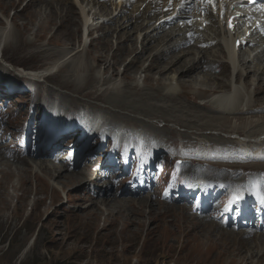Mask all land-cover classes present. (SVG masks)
I'll list each match as a JSON object with an SVG mask.
<instances>
[{
  "label": "rangeland",
  "instance_id": "1",
  "mask_svg": "<svg viewBox=\"0 0 264 264\" xmlns=\"http://www.w3.org/2000/svg\"><path fill=\"white\" fill-rule=\"evenodd\" d=\"M65 1L67 2L65 3ZM93 1L94 0H83L81 3L83 9H86V12H88V10H93V8L95 10H106L101 6V4L96 5L95 2L93 3ZM42 2V0H0V42L3 40L1 42L3 45L4 43H7L5 36L8 35L7 44H9V46L4 47V51L0 53V72L4 73L6 71V78L7 80H10V82H8L9 84H5V87L8 89L9 93L5 91L3 92L2 96H0V98H2L0 102L6 101L3 105L2 103L0 104V111L1 113L6 112L5 115L7 116L10 115L9 120L11 123V128L8 125H6V128L8 134L13 138V144L9 145H5L0 139V160L7 159L6 161L10 162L11 164L14 162L13 164H16L17 166L20 165L19 168H30L29 165H34V162L38 164L42 161L46 163L54 162V165H57L59 157L69 150L67 145H64L66 148L64 151L63 149H59V152L55 154L59 155H53L54 158L51 157V161L50 159L41 158L44 156V154H47L51 148L56 146V138H65L64 142H69L70 149L75 148L76 150L83 151L89 146L91 149L94 145L95 148H92L91 151L88 152V155L92 151H94L95 155H97L98 147L96 142H94L97 137H93V145L88 142V137L85 138L86 140L84 139V123L88 118L87 116L90 117L91 114H94L95 116H105L107 123L110 118H114V124H127L125 126L128 128H134L135 124L142 123L145 125L144 128L147 125L153 126L156 130L158 129L160 130L159 132L162 133L161 136H158L155 131L154 133L156 135L153 132H146L145 129L138 130L141 131L140 133H135V136L137 137L136 140L145 142V140L150 139L154 143V145H151V147L148 149L149 153L144 156L141 163V168L138 171L139 178H145L147 180V185L153 189V193L156 195V197L150 195V190H148V199L150 201L155 200L158 205L162 204L163 201L175 204V207H177L176 205H180L179 200H181V194H177L179 191L176 190H183L187 184H189L191 181H195V179L198 177L195 176L197 172H207L205 169H201V166L197 165L196 163L187 165L185 168H183L184 160L182 158V154L187 151V144H185L186 140L183 139V136H191L192 138H196L200 141H208V139H205L206 137L203 135L208 136L210 134L211 136L209 137H212L213 140L218 139L240 142L239 139L234 134L230 135L228 132L220 133L219 131L210 132L208 130L200 132L201 135L199 137L198 133L194 134L196 131L195 128L189 127L186 123L178 124L177 122L169 120L171 114H173V116L177 114L179 116H183L185 114L183 118H186V115L189 114V109L187 108L179 107L181 112L177 107L172 113L171 111L159 112L157 110H148L153 111V113H148L145 111L134 114L132 109L122 110L120 107L109 105L107 103L105 104L102 99H96L93 97L90 92L104 91L107 88L105 86L98 87L97 84L85 85L86 78L83 77H85L86 73L87 75L97 76L100 79H107L106 82H120L122 83V86L127 89H129V86L132 89L133 87L139 89H143L144 87L148 88L151 85L150 83L159 82L160 85H158L161 86L159 87L160 95L161 97L165 96L166 91L165 93L163 92V87L167 86L169 83L167 82L168 80H166V75L167 73L172 74L174 72L171 71L173 67L171 69L169 68L175 65L179 60L175 61V63L172 62L173 64L168 66L169 68L166 66L169 60L168 57H164V59L159 58L160 65H155L156 67L153 65V63H151L152 61H150L152 68H157L158 70L153 69L150 71L151 73H149V71L148 73H141L140 69L144 68L148 62L144 63L146 61L145 59H139L140 61L138 60V63H140H135L133 68L130 67L132 71H127L129 75L134 77V79L129 77L123 80L121 76H126L125 74H128L125 73V65L131 62L136 52H139L138 49H140V44L135 43V38L133 35L135 30L133 26L132 28L128 27L126 29L124 26H122L117 29L119 23L121 24L127 19L126 17H128L127 14L129 12L123 16L124 18H119L120 20L118 19L115 23L117 25L115 26L114 24L108 31L106 29H109V26L104 27V25H102L105 29L103 28L100 31L94 33V35L91 37V41L93 39L94 41L90 44L91 41L83 37V32L81 30L83 24V18L81 15L82 10L79 6L76 4L74 5V3L70 2L69 0H53L55 6L53 5V7L50 8L48 5ZM108 2V5L111 6L116 4L115 0H108ZM67 3L71 4L75 12L68 14L70 22L66 20L67 9H65V5ZM63 4L64 6H62ZM134 7H136V5H132L129 7V9ZM51 11H53V13L56 14L55 16L58 17H55L52 20L51 16L53 13ZM89 16H91V14ZM48 18H51V20ZM44 19L46 21H44ZM72 21L74 22V25L71 23ZM44 22H46L48 27L46 25V28H41L40 26ZM84 23H86V20H84ZM116 29L117 34L114 33ZM121 30L122 33L120 32ZM3 31L5 32L4 35L2 33ZM65 35H69V40L73 41L75 46L68 49V54L64 56L65 58L62 57L64 59L63 60L60 58V56H58V53H60V51H64L63 49L66 47L68 48V46L64 44V41L68 39L67 36L65 37ZM123 36L131 39L129 45H125L123 43ZM105 38H109L110 40L108 47H105L102 43V39L104 40ZM118 42L126 46L127 49L123 47L118 49ZM131 42L137 45V51L135 50L136 45L134 46V50L132 49L130 51V47L132 46ZM171 43L172 42L167 43L166 48L173 46V43L172 45ZM89 47L90 53H92L86 57V52ZM148 47L149 46H147L145 50V54L141 55L142 57L147 58L145 56L146 53H151V48ZM102 50L106 51V56L109 58V60H111L113 57L114 60H121H119V65L115 66V69L113 67H108L107 70V66L105 67V65L99 64L92 60L93 56H102ZM75 51H79L80 53L75 56ZM183 51L184 50H173L170 56H173L175 53L186 54L187 51ZM80 54L81 61H83L82 63L89 67L92 65L93 68L90 67L91 69H87V71H90L86 73L82 71V74H79L77 77L72 76L73 74L78 75L77 73L72 74V71L77 68L78 62H76V60H78ZM191 55L194 58H199L195 53L191 52L189 55L184 56L185 58L182 57L183 59H180L182 61L189 60L192 58ZM59 60H62L60 65L64 66L65 70L58 75H55V72L57 71H54V77L45 78L46 80L39 78L41 81L38 84H33L27 79H22L21 77L23 74H25L24 71H42L49 66H53L54 63L57 66ZM63 62H65V64L62 65ZM72 62L73 64L71 65ZM206 64V62L203 63V65ZM9 65H11L13 69L9 67ZM60 65H58L56 69L61 67ZM203 65H200L198 70L193 72L192 76L194 78L200 77L197 75V73H201L204 70V68H202ZM161 66L167 67V69L170 71L165 72V70H162L163 67ZM175 68L176 67L173 69ZM134 71H137L136 76H134ZM158 71L161 72L159 73ZM99 72H103L104 74H100ZM113 72H115V75L117 73L115 79L110 78ZM45 73L49 74V72L46 71ZM147 74H151L152 80L150 82H146L147 79L145 78V83H143L142 78L143 76L146 77ZM228 74L229 71L227 69L226 72H224V75L227 77ZM246 76L247 75H244L242 80H248ZM177 77L178 75L176 78ZM258 77H261L264 80V76ZM259 78L256 77L254 79ZM162 79H165V81ZM237 79H239V76ZM184 80H187L186 77H184ZM224 80L227 81L226 79ZM61 81L66 82L67 86L65 87L59 84ZM186 84L189 85L190 83L188 82ZM110 85L111 84H109V87ZM127 85L128 87H126ZM226 86H228L227 83ZM3 87L4 86L0 87V92ZM252 87L253 85L250 86L249 91H253ZM21 89L28 91L33 89L34 91L33 94H30L29 96L24 95L23 97H18L19 91ZM224 89L226 90L227 88L225 87ZM194 91L198 92V90ZM185 92L188 93V98L193 99L195 104L200 106H203V104L209 107L213 106L210 105V103L212 104L210 101L213 99H210L209 95L202 96L197 92H193V90H190V88H182V90H179V94L181 95L186 94ZM178 99H180V97H178ZM130 100V98L127 99V101ZM165 100L157 102V104L159 105L160 103V105L165 107L169 106L171 103H169V100ZM180 100L184 102L183 104L188 105L184 96ZM145 102H147V100ZM150 102L153 103L156 101ZM141 103L142 102H138V104L136 103L134 106H141ZM182 112H184L183 115H181ZM202 112L206 113L205 110ZM48 113H51L49 120L47 119ZM57 120H60L59 125L55 123ZM99 130H101V127ZM115 131V126H113L106 133L110 132L111 134H115ZM106 133L104 136L101 135L102 138H99V141L102 144H104L103 138H105ZM52 139L55 141L53 145H51ZM82 140L85 141L82 142ZM158 141L162 142V146L156 148L155 145L161 143ZM214 144L216 145V143ZM206 146L207 147H204L203 150L201 149L202 151L196 149V155L200 158L204 157V159L209 157L210 160L208 161H212L213 157L211 148H209L210 145ZM241 147L245 149L246 146L242 145ZM241 147L239 148V151ZM124 148L127 150L131 149L132 144L125 145ZM20 149L24 150L21 151ZM138 149L139 145H136L137 152ZM189 151H191V147H189ZM204 151L206 152V155ZM46 157H49V154ZM91 157H93L92 160H97L93 154L90 155L89 159L84 157L85 160L83 159V161L80 163V165H82V171L89 169L91 165L97 162L95 161L93 164H91L88 161ZM30 159L33 163H29ZM177 161H181L182 165L177 166V168H174L173 170V167ZM250 163L256 162H248V164ZM259 163L264 164V161H260ZM124 164L127 165L128 161H124ZM2 166L5 167L4 165ZM2 166H0V169L3 168ZM15 166L12 167V173L10 175L0 174V264H264V239L263 236H260V232L256 231V237L260 239H258L259 242L256 241V243H254L252 238L248 237V240L245 239L246 244H244L243 249H240L239 245H237L235 240L232 238H227L221 236L220 234L225 233L227 236L226 230L229 229L235 231H247V229H226L224 227L225 232L224 230L218 228L222 232L216 233L218 231L216 229V231L211 233V235L206 231L201 232L200 230L196 229L192 231L193 234H190L192 228L191 220L194 217L196 219V214L194 213L195 206H201L199 200H197L196 197L187 200V195H182V200L185 201L184 203L187 204L189 201L192 202L191 204H188V207L192 206L190 209V219L183 217L178 211H175V213L171 212L169 215L167 214L163 216L165 217L163 218V221H161L163 215L161 214L155 223L154 221L150 222L148 218H146L147 214L143 213V207H139V210V208L137 209V206L139 205L135 206V204L138 203V198H136V202L135 200L133 201V203L135 202L134 205L128 207V209L129 211L142 213V215H134L135 217L129 216V218H134L135 223H137V218L141 217V220H143L144 224L140 227L136 225H125L126 221L122 217L116 225H112L111 220L109 223L105 222L104 219L107 218V214L105 210H103L104 207L103 205L101 206V204L99 207L101 208V211L98 210L101 212V215L98 217V220L92 217L95 214L94 211L97 210V207H89L90 202L88 200L85 201V198H89V196L92 197L89 195V192H91V185L89 182H87V175H82L80 180L83 181L82 185L86 184L88 186V190L81 192V189H73V185L75 183H73L71 187H64L65 189H63L61 184L51 182L49 178L43 177L44 175L41 173H39L41 174L40 178L37 179L35 177L36 172L32 170L31 173L29 172V178L24 177L21 182L19 181L20 178L18 177L19 175ZM95 169L98 170L99 166H96ZM69 171L70 175L74 173L78 174V176L80 175L79 172H81V170L79 172H73L74 169H70ZM173 171H176L175 173L177 175V180H167L166 176ZM262 173L264 176V172ZM163 178H165L166 181H164ZM242 178H244V176ZM93 179H95V176ZM18 183L21 185H18ZM87 183H89V185ZM102 186L103 188H107L110 191L114 190V188H110L106 184H102ZM214 192H216V190H214ZM147 193H143L142 195L145 196ZM220 193L225 194L220 195ZM220 193H214L212 198L214 200L212 204L218 205V208L215 212L216 217L219 216L223 208L224 210L225 207L227 210L232 209V195H226V192ZM124 194V190H120L118 192L119 197H123ZM167 196H169V199ZM251 196L257 201V192H252ZM209 198H211V196H209ZM261 198L262 202L260 205L263 207L262 210L264 211V197ZM93 199L95 200L94 202L100 203L101 198ZM110 200L112 199L110 198ZM122 200H125V198H120V202ZM144 211H146V209ZM160 212H163V210H160ZM210 212H212L211 208L208 209V213ZM210 215L212 216L213 214ZM176 216H178L180 219L178 221V225L174 222V218ZM213 217L215 218L214 215ZM183 220L185 221V233L181 232L180 226ZM218 224L220 225V223ZM248 230L252 231L250 229ZM260 230L262 231L264 228H261ZM236 240L238 239L236 238ZM256 246H258L259 249ZM245 247L248 248L247 253H245ZM251 253L255 255V258L252 257L249 259V254ZM258 254H260L261 257Z\"/></svg>",
  "mask_w": 264,
  "mask_h": 264
},
{
  "label": "bare ground",
  "instance_id": "2",
  "mask_svg": "<svg viewBox=\"0 0 264 264\" xmlns=\"http://www.w3.org/2000/svg\"><path fill=\"white\" fill-rule=\"evenodd\" d=\"M42 1H43L42 3H45L50 8H52L54 5L53 0H42ZM69 1L73 2L74 5L76 4L77 6L82 7L81 3L83 2V0H69ZM66 2L67 1H65V3ZM94 2L96 5L101 4V6L104 7L106 10H101V9L95 10L93 8V10H91V11L88 10V12H86V9H83V7H82V9H81L82 10L81 15L83 18V22H82L83 24L82 25H84V27H88L87 30L89 32H92L93 30H95L92 25L90 26L89 18H92L93 23L100 21L101 22V26H100L101 29H103L105 26H109V29L108 28L106 29L108 31V30H110V27H112L117 22V20L119 18L125 16V14L129 12L127 14L128 17H126L127 19L125 21H123V23H121V24L119 23V25L117 26V29H119L122 26H124L125 29L128 27L132 28V26H133L134 30H135L133 33L134 38H135V43L140 44V46H139L140 49H138L139 52H136V54L134 55V58H132L131 62L125 65V67H126L125 73H128L127 71H132L131 68L134 67L135 63H138L139 59L140 60L145 59L146 61L144 63L148 62L144 68L140 69L141 73H148V71H149V73H151L150 71H152L153 69H157V68H152L151 63H153L154 66L160 65L159 58H163V59H164V57L169 58L170 61L168 60V63L166 61L167 67L171 66L173 64L172 62L175 63V61L179 60L175 65L171 66L170 68L168 67L169 69H171L172 67L173 68L176 67L175 69H173V68L171 69L172 72L174 71L173 72L174 74L173 73L172 74L167 73V75H166L167 78L164 76L166 78V80H168L167 82H169V83L168 84L166 83L167 86L163 87L164 88L163 92L165 93V91H166V95L162 96V97L169 100V103H171V104L167 107L160 105V103H159V105L157 104V102H161V101L165 100L160 95L159 87H161V86H159L160 85L159 82L150 83L151 85L148 88L144 87L145 89L144 88L139 89L136 87H133V89H132L130 86H129V89H127L124 86H122V83H120V82H119L120 84L116 81H112L110 83V82H106L107 79H100L97 76L93 75L95 77L94 78L91 75H87L86 72L90 71V70L87 71V69H91L90 67H92V65L90 67L87 65H84L82 63L83 61H81V54H80V57L78 58V60H76V62H78L77 68L74 69V71H72V74L77 73L78 75L73 74L72 76L77 77V76H79V74H82V71H83L84 73H86V75L84 74L85 77H83V78H86L85 79L86 80L85 85L97 84L98 87H101V86L104 87L105 86L107 89H105L104 91L90 92V94L93 97H95L96 99H102L105 102V104L107 103L109 105L120 107L122 110L132 109L134 114L137 112L140 113V112H145V111L148 113H153V111H148V110H157L159 112L171 111V113H172V112H174L175 108L183 107V108L189 109V114L186 115V118H183L185 114L183 115L184 112H182L181 115H183V116H179L178 114L173 116V114H171L169 120L173 121V122H177L178 124L186 123L189 127L195 128L196 131L194 134L198 133L199 137L201 135L200 132L207 131V130L210 132H212V131L218 132L219 131L220 133L221 132H224V133L228 132V133H230V135L234 134L239 139L240 142L225 141V140H218V139L213 140L212 137H209V136H211V134L208 136L202 134L203 136L206 137L205 139H208V141H205V140L200 141L196 138H192L191 136H183V139L187 141V142L185 141V144H187V151H185L182 154L184 164L189 163L192 165V164L196 163L197 165H200L202 169H205L207 171V172H201L200 177L206 178L207 183H208V189L213 188L214 190H218L219 192H226L227 194H231V193L235 192L237 188H242L244 191H248V190L252 189V187L257 186L258 190H259L258 191L259 194L260 195L264 194V178L262 177V172H264V164L259 163L260 161H264V80L261 77L260 78L258 77V76H264V56L256 54L252 58L247 57L246 60L244 58V56L248 55L249 51H254L255 48L257 47V45L261 42H259V40H257L254 45L247 44L245 47H241V50H240L241 53L238 54V60H236L234 58L235 55L233 52L232 45L235 44V41L237 40V38H235L233 40V42H231L230 44H229V40L225 39L224 43H223L224 45L222 44L220 37L222 36V34L223 35L226 34L225 27H224V25L218 26L216 20L213 19V17H211L209 15L210 13L207 11V8H209L211 5L201 3L200 0H190V2L185 3L183 5V7L181 5V0H172L171 4L169 3V0H162V2H158V0H152L153 3L151 1L149 2L148 0H140L139 1L140 4L138 6H136L134 8H130V9L126 8V6H124L123 4H120V3L119 4L116 3L115 5L111 6V5H108V2H106V1L94 0L93 3ZM41 6H43V5H41ZM62 6H64V4ZM112 8H115V9H114V12L111 14L110 12H112ZM45 9H48V8H45ZM60 9H61V7H60ZM65 9H67L66 10V15H67L66 20H68L70 22V18H68V14H70L71 12L75 13L74 9L70 3H67L65 5ZM191 9H194V13L190 12ZM42 10H43V8H42ZM212 11H215L217 14V17L220 18L221 13L223 12V8L219 7V9H217V10H213V8H212ZM227 11H228V8H225L224 12H227ZM51 12L53 13V11H51ZM90 14H91V16H89ZM44 15H42V16H44ZM55 15H56L55 13L52 14V16H51L52 20L55 17L56 18L58 17ZM172 15L174 16L173 18L170 17L167 20L163 19L166 16H172ZM197 16L200 17V19L203 16V19L207 18L209 20V22H206V21L204 22L201 19V21H202L201 23L203 24V25H201L196 20ZM228 17H230V15ZM183 18H185V19H183ZM187 18H189V19L193 18V21H191L189 23ZM48 19L51 20V18H48ZM73 19H74V17H73ZM41 20H43V19H41ZM84 20H86V23H84ZM44 21H46V20L44 19ZM54 22H55V20H54ZM71 23L73 24L74 22L72 21ZM46 25H47L46 22H44L41 24L40 27L46 28ZM102 25H104V27ZM116 25L117 24H115V26ZM47 27H48V25H47ZM58 29H59V27H58ZM117 29L115 30L114 33L117 32ZM120 32L122 33V30ZM2 33H3V35L5 34L4 31ZM7 36H5V40L8 43ZM66 36L68 39L66 38L67 40L64 41L65 42L64 44H66L68 46V48L66 47L65 49H63L64 51H60V53H58V56H60V58H62V57L65 58L64 56H66L68 54V52H67L68 49L70 47L75 46L73 41L69 40V35H65V37ZM137 37L140 38V40H138ZM258 37H260V39H262L261 35H258ZM122 38H123V43L125 45H129V42L131 39H129L128 37H124V36ZM174 39H178L180 41L183 40V41L181 43L175 42L173 44V46H171L170 48H166L167 43H169V42L173 43L172 40H174ZM93 41H91V43H93ZM97 41H98V39H97ZM1 42H0V53H2L4 51V47L9 46V44L4 43V45H3ZM133 42H131L132 46L130 47V51L132 49L134 50V46L136 45ZM102 43L105 47H108L109 43H110L109 38H105L104 40L102 39ZM172 43H171V45H172ZM188 45H191V47L188 48ZM203 45H205V46H203ZM95 46H96V44H95ZM117 46H118V49L121 47L127 49V47L124 46L120 42H118ZM147 46H149L151 48V51H150L151 53L147 52L145 55L147 58H145V57H142L141 55L145 54V50H146ZM89 49H90V47L87 49L86 57L91 55V53H92V52L90 53ZM135 50L137 51V45L135 47ZM173 50H184L187 52H186V54L175 53V54H173V56H170V54L173 52ZM102 51H103L102 56H95V57L93 56L92 60L94 62L99 63V64L105 65V67L107 66L106 67L107 70H108V67L109 68L113 67L115 69V66L119 65L120 59L114 60V57H113L111 60H109V58H107V56H106V51H104V50H102ZM191 52L195 53L196 56L199 58H196V57L194 58L191 55L192 58L189 60L182 61L180 59L184 56L189 55ZM79 53H80L79 51H75L74 55L76 56ZM93 54H95V53H93ZM139 56H141V57H139ZM118 58H119V56H118ZM112 60H113V63H112ZM61 61L59 60V63H57V65H60ZM150 61H152V62L150 63ZM76 62H75V64H76ZM141 62H143V61H141ZM204 62H206L207 64L203 65ZM63 64H65V62H63L62 65ZM72 64H73V62L71 63V65ZM200 65H203L202 68H204V70L201 73H199L197 71L198 72L197 75H199L200 77L194 78L192 76L193 72H195V70H198ZM9 67L12 68L11 65H9ZM57 67L58 66H56L54 63L53 66H49V67L45 68L44 70H42V72H40V71H24V72L28 74L29 79L31 81H37L39 78L44 77L43 72H45V71L49 72L48 76L46 75L45 78H51V77H54L55 75H58L59 73H61L65 70V67L61 66V67H59L60 69L58 68V71H57L58 73L55 72V75H54V71ZM161 67H163V66H161ZM167 67H163L162 70H165V72L170 71L169 69H167ZM7 69H9V68H7ZM227 69L229 71V74L226 77L227 73H226V75H224V72H226ZM5 72L0 73V77L6 76ZM101 73H103V72H101ZM136 73H137V71H134V74H135L134 76L137 75ZM125 75L126 76H121L123 80L126 78H129V77L134 79V77L129 75V73L125 74ZM177 75H178V77L176 78ZM197 75H195V76H197ZM244 75H247L246 77L248 80H242V77ZM116 76H117V73L115 75V72H113L111 74L110 78L115 79ZM238 76H239V79H237ZM156 77H157V75H156ZM184 77H186L187 80H184ZM256 77L259 79H254ZM4 78H6V77H4ZM145 78L147 79L146 82H150L152 80L151 74H147ZM224 79H226L227 81H225ZM159 80H161V79H159ZM162 80L165 81V79H162ZM4 81H5V79L0 80V82H4ZM188 82L190 83L189 85L186 84ZM226 83L228 86H226ZM59 84L65 86V87L67 86L66 82H62V81L59 82ZM109 84H111L110 87H109ZM251 85H253V87H252L253 91H249L250 90L249 88ZM126 87H128V85ZM186 87L190 88V90H193V92H195V93L197 91H194V90H198L197 93L202 95V96L209 95V98L213 99L212 101H210V102H212V104L210 103V105H213V106L209 107V106H206L204 104H203V106L197 105L193 102V99L188 98V95H187L188 93H186V92H185L186 94L182 93L183 95L179 94V90H182V88L187 89ZM225 87L227 88L226 90L224 89ZM95 89H96V87H95ZM130 89L133 91H131ZM102 92H104V93H102ZM91 95H90V97H91ZM183 96H184V98H186V103L188 105L183 104L184 102H182L180 100V99H182ZM178 97H180V99H178ZM129 98L131 100L127 101V99H129ZM146 100H147V102H145ZM167 100H165V101H167ZM123 101H125V102H123ZM150 101H156V102L152 103ZM138 102L139 103L142 102L141 103L142 105L141 106H134L136 103L138 104ZM90 108H93V107H90ZM179 110H180V108H179ZM203 110H205L206 113L202 112ZM180 112H181V110H180ZM113 119L114 118H110L108 121V124H110V125L107 127H101L100 132L95 134V137H98L99 135L104 136L105 133L113 127V124L115 123L114 122L115 120H113ZM84 126H86V128L88 126L91 127L89 129V134H90V131H91V134H92V132H94V133L96 132V131H94L95 126L92 124L91 121H85ZM144 126H145L144 124L138 123V124H135L134 127L137 131L145 129L146 132H153L154 133V131H155V133L158 136L162 135V133L159 132L160 130H158V129L156 130L155 127L147 125L144 128ZM216 136H217V134H216ZM122 137L128 138L129 140L136 142V137L130 130L124 131L122 133ZM151 139H152V137H151ZM242 141H245V142H242ZM158 142H161V141H158ZM214 143H216V145ZM146 144L152 145L153 143H152V141L147 140ZM206 145H210L209 148H211V153H212V157H213L212 161H207V160H210L209 157L205 158V159H204V157H202L203 158L202 159L196 155V149H198V150L202 149L203 150L204 147H207ZM242 145L249 148V151L247 153H240L239 148ZM161 146H162V142L156 145L157 148H159ZM189 147H191V151H189ZM55 149H57V150L63 149V151H64L66 148L64 147V145L58 146V147L53 148V150L51 152L55 151ZM58 155L59 154L54 155V156H58ZM205 155H206V152H205ZM9 157H10V155H9ZM52 158H54V157L52 156ZM81 158H83V157H81ZM95 158L98 159V156H95ZM92 159H93V157L90 158V160H92ZM6 160L5 159L0 160V163H1L0 166H2V165L5 166V167L2 166L3 168L0 169V174H9L10 175L12 173V167H14L16 164H13L14 162L11 164L10 162H8ZM39 160H41V159H39ZM50 161H51V159H50ZM248 162H256V163L248 164ZM29 163H33L31 159L29 160ZM34 163H35L34 165L33 164L29 165L30 168L29 167L28 168H22V167L19 168L20 165L15 166L16 171L18 172V175H19L18 177L20 178L19 181L22 182L24 177L29 178V175H30L31 170H32V171L36 172L35 177L37 179H39L40 175L43 174L44 175L43 177L49 178L51 182H56L58 184H61L63 186V189L69 188L72 186L73 183H75L73 185L74 186L73 189H79V190L81 189V192L88 190V186L86 184L82 185L83 181H81L80 179H81L82 175L83 176L87 175V177L90 176L91 167H89V169H87V170L86 169L83 171L81 170V172L78 171L80 174L78 176V174H74V173L73 174L71 173L72 175H70L69 174L70 169L67 168L66 166L60 164L59 162L57 165L56 164L54 165V162L46 163L44 161L39 162L38 164L36 162H34ZM22 164H23V162H22ZM197 170H199V169H197ZM102 172L103 171H101V173ZM39 173H41V174H39ZM67 173H68V175H67ZM244 173H246L247 182L242 181V177H243L242 174H244ZM94 176H96V174H94L92 176V179ZM87 184L89 185V183H87ZM18 185H21V184L18 183ZM97 186H98L97 192L92 194L93 197L89 196V198H85V201L88 200L90 202L89 207H97V210L94 211L95 214L92 216L96 220H98V217L101 215V212H99V211H101V208H99L100 204H101V206L103 205V207H104L103 210H105V212L107 214V218L104 219L105 222L109 223L111 220V224L116 225L119 222V220H121V218L123 217L126 221L125 225H129V226H135L136 225V226L140 227L141 225L144 224L143 220H141V217L137 218V223H135L134 218H129V216L132 217L134 215L135 216L142 215V213H138V212L136 213L134 211H129V209H128V207H131L132 205H134V203L136 202V200H135L136 198H138V203L135 204V206L139 205V206H137V209L139 207H143V213L147 214L146 218H148V220L150 222L154 221V223H155L157 218L159 216H161V214H163L162 220H161V221H163V218H165L163 216H165L167 214L169 215V213H171V212L175 213V211H178L185 218H189V219L191 218L190 209L192 208V206L188 207V204L192 203L191 201H189L186 204V203H184L185 202L184 200H179L181 206L176 205L177 207H175V204L169 203L167 201L166 202L163 201L162 204L158 205V203L155 200H153L155 197L152 199L153 201H150L148 199L149 191L147 189H144L143 191L140 192L138 197L125 198V200H122L120 202V198H124V197L118 196V192L120 190H123L122 187H119L116 190L110 191L107 188H103L102 185H97ZM191 192H192V190H190L189 192H186L185 195H187L188 193H191ZM143 193H147V195L143 196L142 195ZM185 195L183 194V196H185ZM242 197H244V195H242ZM93 198H96V199L101 198L100 203L94 202L95 200ZM110 198L112 200H110ZM118 198H119V201H118ZM167 198L169 199V196H167ZM68 199H69V197H68ZM131 199H133V200H131ZM134 200H135V202L133 203ZM251 203H253V202L251 201ZM33 205H34V203H33ZM157 207H160V208H157ZM145 209H146V211H144ZM139 210H140V208H139ZM160 210H163V212H160ZM195 213H197V215H196V219L194 217L191 220L192 228H191L190 234H193L192 231H194L196 229L200 230L201 232L206 231L210 235H211V233L215 232L216 229L218 230L216 233L222 232L218 228L224 230V232H225L224 227L226 229H229V228L240 229V230L247 229V231H235V230L229 229V230H226L227 236L225 235V233L220 234L221 236H224L227 238L230 237L233 240H235L236 244L239 245L240 249L244 248V244H246L245 239L248 240L249 239L248 237H251L254 243H256V241L259 242L258 241L259 238L256 237V231L260 232V236H263V239H264V233H263L264 230L261 231L260 229H258V230H254V231H249L247 223H231V222L220 223L219 222L221 225L220 226L217 223V218L215 217L216 218L215 219L213 217V215L211 216L210 214H208L205 209H201V208L197 207L195 210ZM247 219H249V216L247 217ZM179 220H180L179 217L176 216L174 218L175 224L178 225ZM200 222H202V223H200ZM184 224H185V221L183 220V222L180 226H181V232L185 233ZM236 238L238 240H236ZM261 241H263V240H261ZM256 247H258V246H256ZM247 249L248 248H246L245 253H247ZM253 249H255V248H253ZM258 249H259V247H258ZM256 253H258V252H256ZM258 255H260V254H258ZM252 257L255 258V255L253 253L249 254V259H251ZM260 257H261V255H260ZM245 259H247V258H245Z\"/></svg>",
  "mask_w": 264,
  "mask_h": 264
},
{
  "label": "snow or ice",
  "instance_id": "3",
  "mask_svg": "<svg viewBox=\"0 0 264 264\" xmlns=\"http://www.w3.org/2000/svg\"><path fill=\"white\" fill-rule=\"evenodd\" d=\"M172 0H169V3L171 4ZM187 2H190V0H181V5H183ZM201 3L209 4L213 8L216 7V0H200ZM253 3H258V0H253ZM262 10H264V4H259ZM229 27H232L231 21H229ZM191 35V34H190Z\"/></svg>",
  "mask_w": 264,
  "mask_h": 264
}]
</instances>
